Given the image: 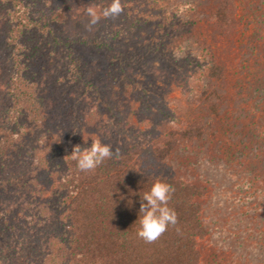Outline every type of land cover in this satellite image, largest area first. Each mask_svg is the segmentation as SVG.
Segmentation results:
<instances>
[{
	"label": "rangeland",
	"instance_id": "374dc122",
	"mask_svg": "<svg viewBox=\"0 0 264 264\" xmlns=\"http://www.w3.org/2000/svg\"><path fill=\"white\" fill-rule=\"evenodd\" d=\"M155 1L106 18L112 0H0V130L17 139L0 174L19 196L0 194V264H51L57 184L73 146L97 138L153 175L198 180L203 264H264V0H230L221 30L208 17L221 0ZM211 52L222 79L199 74Z\"/></svg>",
	"mask_w": 264,
	"mask_h": 264
},
{
	"label": "trees",
	"instance_id": "16d2710c",
	"mask_svg": "<svg viewBox=\"0 0 264 264\" xmlns=\"http://www.w3.org/2000/svg\"><path fill=\"white\" fill-rule=\"evenodd\" d=\"M159 1L162 0H156L155 4ZM183 5L192 3L185 2ZM212 10L208 12L210 21L220 23L215 27L218 26L219 30L220 26L233 27L236 13L230 0L219 1ZM225 14L227 16L223 20ZM18 18L23 25H28L26 16L19 15ZM206 33L210 36L209 32ZM201 47L209 51L203 42ZM223 69L211 52L199 74L206 79L218 80L222 79ZM18 83L22 84L21 81ZM211 90L215 98L221 97L215 87ZM208 105L216 107L212 101ZM213 110L218 115L216 108ZM181 132L183 134L185 130L176 133ZM14 134L10 123L0 130V150L3 154L0 167L3 161L8 164L12 160L8 147L11 146V150L16 148L12 147V143H17ZM161 150L158 148L155 152L161 153ZM39 151L32 149L28 160L38 161L40 165ZM67 167L62 180H59L61 185L57 184L66 192L65 212L57 227L61 229L60 233L54 235L47 256L51 264H203L198 241L204 234L199 214L204 191L198 180L178 174L153 175L144 169L137 152L130 149L114 154L113 158L105 160L91 172L79 171L71 158L67 160ZM29 168L37 170L33 164ZM157 179L175 188L168 206L175 210L178 224L169 226L154 243H146L137 235L139 216L142 215L139 209L144 193ZM0 185L3 188L1 195L5 187H10L5 192L9 200L12 201L14 195L18 196L12 189L11 179L3 174H0Z\"/></svg>",
	"mask_w": 264,
	"mask_h": 264
},
{
	"label": "clouds",
	"instance_id": "9594fccd",
	"mask_svg": "<svg viewBox=\"0 0 264 264\" xmlns=\"http://www.w3.org/2000/svg\"><path fill=\"white\" fill-rule=\"evenodd\" d=\"M123 11L120 0H112L107 8L103 9V17L115 18ZM90 17V24L99 22L100 16L91 8L87 10ZM50 149V148H49ZM112 146L102 143L100 138L91 141V146L81 149L80 145H75L69 155L76 162V167L81 172H91L99 167L107 159L113 158ZM175 188L162 181L155 180L148 192H145L140 204L139 228L137 235L146 243H154L169 228L178 224L175 210L170 208L169 201L172 198ZM179 233V228L176 229Z\"/></svg>",
	"mask_w": 264,
	"mask_h": 264
}]
</instances>
